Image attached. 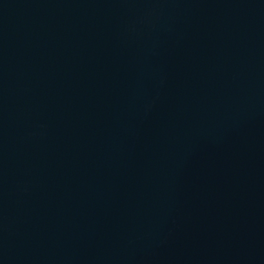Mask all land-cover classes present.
<instances>
[{
    "label": "water",
    "instance_id": "95a60500",
    "mask_svg": "<svg viewBox=\"0 0 264 264\" xmlns=\"http://www.w3.org/2000/svg\"><path fill=\"white\" fill-rule=\"evenodd\" d=\"M0 264H264V0H0Z\"/></svg>",
    "mask_w": 264,
    "mask_h": 264
}]
</instances>
